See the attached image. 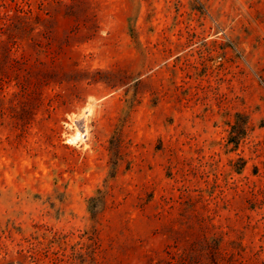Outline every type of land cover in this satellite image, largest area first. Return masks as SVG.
Here are the masks:
<instances>
[{
  "label": "rangeland",
  "instance_id": "obj_1",
  "mask_svg": "<svg viewBox=\"0 0 264 264\" xmlns=\"http://www.w3.org/2000/svg\"><path fill=\"white\" fill-rule=\"evenodd\" d=\"M0 264H264V0H0Z\"/></svg>",
  "mask_w": 264,
  "mask_h": 264
},
{
  "label": "bare ground",
  "instance_id": "obj_2",
  "mask_svg": "<svg viewBox=\"0 0 264 264\" xmlns=\"http://www.w3.org/2000/svg\"><path fill=\"white\" fill-rule=\"evenodd\" d=\"M79 136L84 137V134H83L80 130H78V131L76 132V137H79ZM72 140H73V139H72Z\"/></svg>",
  "mask_w": 264,
  "mask_h": 264
},
{
  "label": "trees",
  "instance_id": "obj_3",
  "mask_svg": "<svg viewBox=\"0 0 264 264\" xmlns=\"http://www.w3.org/2000/svg\"><path fill=\"white\" fill-rule=\"evenodd\" d=\"M231 139H232V136H231ZM232 141H234L236 144H238V141L237 140H232Z\"/></svg>",
  "mask_w": 264,
  "mask_h": 264
}]
</instances>
